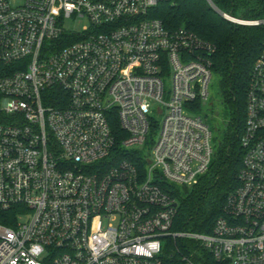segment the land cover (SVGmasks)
Wrapping results in <instances>:
<instances>
[{
  "label": "built area",
  "instance_id": "1",
  "mask_svg": "<svg viewBox=\"0 0 264 264\" xmlns=\"http://www.w3.org/2000/svg\"><path fill=\"white\" fill-rule=\"evenodd\" d=\"M165 1L0 0V215H15L0 264H197L178 242L264 264V44L238 186L210 234L173 232L174 189L195 186L216 151L200 116L215 47L152 18Z\"/></svg>",
  "mask_w": 264,
  "mask_h": 264
},
{
  "label": "trees",
  "instance_id": "2",
  "mask_svg": "<svg viewBox=\"0 0 264 264\" xmlns=\"http://www.w3.org/2000/svg\"><path fill=\"white\" fill-rule=\"evenodd\" d=\"M222 13L241 20L264 17V0H209ZM240 17H235V15ZM152 18L174 30L185 28L215 47L213 71L221 83V98L229 111L230 130L224 133L207 173L190 189L177 188L172 193L177 203L173 232L210 234L215 221L222 215L227 197L238 186L243 149L240 139L244 131L246 88L252 66L264 44V26L233 24L219 16L208 0H167L152 10ZM13 213L0 215V224L12 226ZM5 217L7 219H5ZM182 255L188 248L177 243ZM190 245V244H189ZM197 264H225L198 250ZM169 264H175L171 262Z\"/></svg>",
  "mask_w": 264,
  "mask_h": 264
},
{
  "label": "rangeland",
  "instance_id": "3",
  "mask_svg": "<svg viewBox=\"0 0 264 264\" xmlns=\"http://www.w3.org/2000/svg\"><path fill=\"white\" fill-rule=\"evenodd\" d=\"M255 1L257 0H250L249 4L252 6L255 4L254 3ZM215 12L223 19H225L222 16V14H219L217 11ZM235 17H240V16L237 14L235 15ZM85 26H86V22L84 19H68L65 22L66 28L71 29L79 34L83 32L82 29ZM200 114H201L200 116L202 117V119L204 120V122L206 123L212 134L211 144L213 149L216 150L218 148L220 141H222L224 133L230 130V125H231L229 111L226 108V105L223 104L221 98L220 79L216 74H213L212 76L209 85V97L206 103L202 106ZM198 247H199L198 242H194L188 245V249L191 252H195V253L198 252Z\"/></svg>",
  "mask_w": 264,
  "mask_h": 264
},
{
  "label": "water",
  "instance_id": "4",
  "mask_svg": "<svg viewBox=\"0 0 264 264\" xmlns=\"http://www.w3.org/2000/svg\"><path fill=\"white\" fill-rule=\"evenodd\" d=\"M210 2V1H209ZM213 5H211V7H212ZM215 11H217L219 14H221V12L215 7V6H213L212 7Z\"/></svg>",
  "mask_w": 264,
  "mask_h": 264
}]
</instances>
